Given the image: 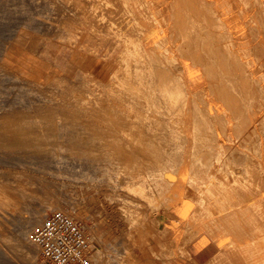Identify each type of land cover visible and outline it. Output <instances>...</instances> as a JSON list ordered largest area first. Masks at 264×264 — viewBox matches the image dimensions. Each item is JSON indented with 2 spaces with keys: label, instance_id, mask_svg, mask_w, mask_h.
<instances>
[{
  "label": "rangeland",
  "instance_id": "rangeland-1",
  "mask_svg": "<svg viewBox=\"0 0 264 264\" xmlns=\"http://www.w3.org/2000/svg\"><path fill=\"white\" fill-rule=\"evenodd\" d=\"M116 1L0 0V264H25L1 242L24 227L30 235L54 209L84 227L92 264L97 252L98 264H170L185 222L198 231L208 208L244 200V178L259 173L264 0H199L208 33L186 37V52L174 0H122L124 10ZM209 31L235 41L245 80L235 101L214 88L222 69L205 65Z\"/></svg>",
  "mask_w": 264,
  "mask_h": 264
},
{
  "label": "crops",
  "instance_id": "crops-1",
  "mask_svg": "<svg viewBox=\"0 0 264 264\" xmlns=\"http://www.w3.org/2000/svg\"><path fill=\"white\" fill-rule=\"evenodd\" d=\"M156 1V0H154ZM179 2H181L179 0ZM192 4L197 7L194 13L190 8L189 0L185 1L186 14L185 19H191L196 16L198 21L202 19L204 7L191 0ZM220 0L216 4H220ZM140 11L143 9L141 1L139 2ZM144 4V3H143ZM224 9V5L221 6ZM138 13H142L138 11ZM159 16V15H158ZM157 16V17H158ZM160 20L161 17L159 16ZM140 18L134 16L133 23H140ZM190 22V21H187ZM243 25V24H242ZM241 25V26H242ZM240 26L234 35L241 40L245 41L247 38L246 31ZM193 29L191 36L198 31L201 36L206 34L204 30ZM201 28H204L202 25ZM182 35L184 34V27L179 28ZM135 40L133 36L130 38ZM234 43L235 41L232 40ZM189 44V41H188ZM135 48H147L149 43H134ZM233 51L234 47L232 48ZM253 69L259 70L257 63H254ZM264 144V143H263ZM264 146H259L261 156L258 158L259 173L250 175V178H244L245 198L238 200L231 197L229 203L226 204L224 199H220V205L208 208L211 216L206 218L202 217L205 210H202L201 228L198 231H191L192 226L185 222L184 233L188 232L186 242L181 244L178 248L172 249L176 253L174 260L170 264H264V156L262 150ZM261 190V195L253 197V193H258ZM189 201L184 206L182 216L187 217L190 213L188 210ZM192 202L190 203L191 206ZM188 208V209H187ZM188 212H187V210ZM188 218V217H187ZM187 220V219H186ZM177 235V234H176ZM185 237V236H184Z\"/></svg>",
  "mask_w": 264,
  "mask_h": 264
},
{
  "label": "bare ground",
  "instance_id": "bare-ground-1",
  "mask_svg": "<svg viewBox=\"0 0 264 264\" xmlns=\"http://www.w3.org/2000/svg\"><path fill=\"white\" fill-rule=\"evenodd\" d=\"M175 2V4L177 5V7L176 6H174V7H176V8H178L177 10L176 9H174V11L176 12V14H177V16H178V18H177V16L175 15V19L177 18V20L179 21V22H177V23H180V25H179V27H178V25H177V23H176V25H177V27L178 28H182V27H184V34L182 35L185 39H186V37H189V36H191L190 34L192 33V30L195 28V29H197V27L198 26H200V28H199V30L201 31V30H204V28H201L202 27V21H203V19L207 16V15H209V14H205L204 12L206 11V8H209V7H204V12L202 13V20H201V22L200 21H198V19L196 18V16H193L191 19H188V20H186L184 17H185V14H186V4H185V1L186 0H180L181 2H179V0H174ZM196 1V0H195ZM248 1V0H247ZM123 2L124 1H122V0H117L116 1V3H115V6H117V9L118 8H121V9H125V6H123ZM173 2V1H172ZM197 3L198 4H200V2H199V0H197ZM245 4H247V2L245 3ZM248 4H250V2L248 1ZM189 5H190V8L193 6L194 8H191V10H193L194 11V13L198 10L197 9V7L195 6V5H193L192 4V2L189 0ZM247 6H249V5H247ZM173 10V9H172ZM209 10V9H208ZM211 10V9H210ZM209 10V13L211 12ZM173 12V11H172ZM206 13H207V11H206ZM214 15V14H213ZM212 16V15H211ZM213 17V16H212ZM209 19V18H208ZM211 19V18H210ZM218 18H216V20H217ZM176 20V21H177ZM205 20H207V18L205 19ZM204 20V21H205ZM215 20V21H216ZM175 21V22H176ZM187 21H190V22H187ZM208 21H210V20H208ZM208 21H205V24H206V22H208ZM212 21V20H211ZM214 21V22H215ZM174 22V23H175ZM193 22V23H192ZM217 23H218V21H216ZM215 22V23H216ZM219 22H220V20H219ZM190 23H192V24H190ZM210 23V22H209ZM214 23V24H215ZM220 23H223V22H220ZM211 24V23H210ZM210 24H208L207 23V25L208 26H212V25H210ZM212 24H213V21H212ZM206 25V26H207ZM222 25V26H221ZM207 26V27H208ZM219 26V25H218ZM217 26V24H216V27L217 28H219ZM220 26L223 28L224 27V24H220ZM215 25L214 26H212V28H214V30H215ZM221 27H220V30H221ZM208 28H211V27H208ZM212 28H211V31H214V30H212ZM216 28V30H218ZM225 28V27H224ZM222 30H224V29H222ZM225 31V30H224ZM206 33H208L207 32V30L205 31ZM210 32V31H209ZM214 32H216V31H214ZM214 32H213V34H214ZM223 32V31H222ZM222 32H220V33H222ZM211 33V32H210ZM217 33H219V32H216V36H218L217 35ZM212 34V33H211ZM211 35L212 37H214L215 38V36L214 35ZM225 34H226V31H225ZM221 35H223V33L221 34ZM220 34H219V38H220V36H221ZM199 36H201V34H199L198 33V31L196 30V33H195V37H199ZM227 36H229L230 37V35H228L227 34ZM182 37V38H183ZM222 38H224L223 36H221ZM25 38H28V37H25ZM222 38H221V41H222ZM225 38H226V36H225ZM231 38V37H230ZM229 38V39H230ZM182 39L183 41H182V43H184L183 44V46H185V44L187 45L188 44V39ZM202 39H204V38H202ZM201 39V40H202ZM226 39H228V37L226 38ZM226 39H224V40H226ZM232 39V38H231ZM255 39V38H254ZM27 40V39H26ZM29 40V39H28ZM185 40V41H184ZM200 39H198V41H199ZM219 40L220 39H218V37H216L215 39H214V42L212 41V43H215V44H213L212 46L211 45H209V41H208V43H205L204 42V44H208L209 45V47L206 45H202V41H201V43H200V41H199V43L202 45V48H203V46H205V48L206 47H208V49L206 50L205 48H204V50L203 51H201L202 53H204V51H206V53H210V51H211V53H212V55L209 57L210 59V61L208 62L207 61V59L208 58H206V56L207 55H205V58L206 59H201V61H204V60H206L207 62H205V65L208 63H210L209 65L210 66H207L208 68L210 67H212L213 69H215L216 70V68H218V69H222V72H216V71H214V70H212V71H214V73H213V75H212V77H213V81H214V83H216V84H218V83H220L221 84V87H219L218 85L217 86H215L214 88H215V90L216 91H219L220 93H222V97L224 96L225 98H229V99H233L234 101L235 100H237L238 99V97H239V95H240V92L239 91H243V89L245 88V80H244V82H241L240 80H239V78H237V77H239L238 75H240V74H238L239 73V71L238 70H235L237 67H239V64H241V62L239 63V61H238V55H237V52H235V51H233L232 50V48H233V41L231 40L230 42L228 41V42H226V41H224V43L226 42V44H224V43H219ZM203 41H205V40H203ZM207 41V40H206ZM28 42V41H27ZM259 42V46H260V41H258ZM211 43V42H210ZM198 44V43H197ZM200 44H198V46L197 45H193V46H197V48L199 47V45ZM32 45V44H31ZM30 45V46H31ZM257 44H255V46H256ZM29 46V47H30ZM63 46V45H62ZM188 46V48H184L185 50V52H186V50H188L190 47V45H187ZM211 46V47H210ZM255 46H254V48H255ZM259 46H256V48L257 47H259ZM261 47V46H260ZM176 48V47H175ZM191 49H193V47L191 48ZM190 49V51H188V53L187 54H192V53H189V52H192V50ZM195 50V48L193 49V51ZM196 50H201V47L199 48V49H196ZM260 50V48H258L257 49V52ZM197 51V52H198ZM253 51H254V49H253ZM255 51H256V49H255ZM201 52H200V56L198 55L199 54V52L198 53H196L197 55H195L194 56V53H195V51H194V53H193V59L192 60H194V57H195V59H196V57L197 56H199V58H201ZM208 55H210V54H208ZM202 57H204V56H202ZM208 57V56H207ZM172 58V57H171ZM170 58V59H171ZM240 58V57H239ZM178 59V58H177ZM166 60V59H165ZM172 60V59H171ZM175 61V60H174ZM200 60H198V61H196V62H199ZM241 61V60H240ZM159 62H161V60H159V59H157L156 60V63H159ZM176 63V62H175ZM180 63V62H179ZM179 63H178V65H179ZM202 65H204V63H201ZM207 64V65H208ZM62 65V64H61ZM177 65V63H176V67L178 66ZM204 65V69L206 68L207 69V67ZM242 66V65H241ZM240 66V67H241ZM181 67V66H180ZM164 68H165V72L166 73H168V74H166L165 73V78H164V80H165V82H166V91H169L170 90V92H171V87L172 86H174L175 84V82H173V75L171 74V70L167 67L166 68V66H164ZM183 68V67H182ZM241 69H242V67H241ZM173 70H176V69H173ZM181 70V69H180ZM208 71L209 70H211V69H207ZM206 70V71H207ZM212 71H210V73H212ZM244 71H246V70H244ZM243 70L241 71V72H244ZM174 72V71H173ZM182 72V71H181ZM245 73V72H244ZM208 74V73H207ZM217 74H220L221 75V78H220V81L218 82V80L216 79L217 78ZM246 74H247V72H246ZM208 75H210V74H208ZM211 76V75H210ZM228 81L231 83L232 81L233 82H235V83H237V86L236 85H231V84H229L228 86L226 85V84H228ZM232 86V87H231ZM230 89V90H229ZM173 91V90H172ZM228 91H231L229 94H227V92ZM233 91V92H232ZM245 91V90H244ZM28 92V91H27ZM176 92V91H175ZM174 93V92H173ZM243 93V95H245V93H246V91L245 92H242ZM233 102V101H232ZM0 205H3V203L0 201ZM34 213V212H33ZM35 215V214H34ZM1 244H2V246H3V252H4V254L5 255H7L8 257H10V258H12V257H19V259H21V263H25V264H28L29 262L31 263V264H38L37 262H35V257H33L34 255H35V253H37L38 252V248H37V246L36 245H34L32 242H31V240H30V235H29V231H28V229L26 228V227H24V228H22V230L18 233V236H17V240H15V241H12L11 243H10V241H8L7 243L4 241H2L1 242ZM99 257H100V253H98L97 252V255H95L93 258H94V261H96V263H94V264H98L97 263V259H99Z\"/></svg>",
  "mask_w": 264,
  "mask_h": 264
},
{
  "label": "built area",
  "instance_id": "built-area-1",
  "mask_svg": "<svg viewBox=\"0 0 264 264\" xmlns=\"http://www.w3.org/2000/svg\"><path fill=\"white\" fill-rule=\"evenodd\" d=\"M30 240L48 264H92L84 227L63 209L47 213L31 231Z\"/></svg>",
  "mask_w": 264,
  "mask_h": 264
}]
</instances>
